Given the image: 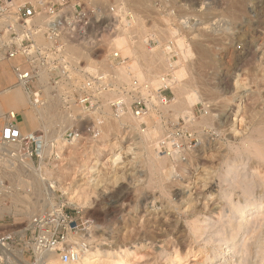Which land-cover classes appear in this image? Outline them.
<instances>
[{
	"label": "rangeland",
	"instance_id": "1",
	"mask_svg": "<svg viewBox=\"0 0 264 264\" xmlns=\"http://www.w3.org/2000/svg\"><path fill=\"white\" fill-rule=\"evenodd\" d=\"M18 1L14 0L22 2ZM79 1L90 5L118 2L120 7L133 12L135 26L125 31L131 32V47L138 56L142 51V55L128 58L139 59L145 74L143 79H148L152 86V81L160 80L164 73L165 78L172 79L174 70L168 59L178 60L176 39L182 38L189 47V55L181 61L186 74L172 86L165 85L163 95L167 96V106L151 111L149 118L143 120L145 130L149 120V125L157 131L146 138L129 113L115 116L108 105L102 104L97 114L90 115L89 123L94 125L91 132L79 143L67 144L71 141L69 138L59 145L56 134L67 123L45 117L51 126L45 130L32 126L23 118L32 113L28 104L20 103L21 99L17 106L11 107L1 99L5 98L3 94L0 95L3 105L0 124L6 114L17 113L21 134L32 132L39 143L41 138L49 139L51 148L42 159L37 154L39 151H35L36 141H30L31 165L41 169L42 177L51 184L48 193L53 205L61 203L69 213L75 208L81 210L83 222L87 223L83 234L89 242L88 248L134 250L132 264H170L169 252L185 247L201 251L195 259L208 253L211 257L219 255L226 264H246L251 257L247 259V245L259 234L253 221L264 211V159L261 157L264 154V0ZM16 62L17 59L0 61V70L7 75L4 82L0 76V92L18 85L12 72ZM122 79H119L121 83H128ZM188 91L197 96L190 105L183 101ZM56 97L59 96H49L53 102ZM44 99L47 97L42 102ZM59 99L57 108L67 107L75 119L80 111L74 98ZM186 108L193 112V119L183 118ZM177 122L182 126L183 146L176 157H169L155 150V143L166 129L172 131V125ZM48 134L52 137H47ZM156 151L160 158L155 157ZM113 153L118 155L111 157ZM13 161L16 166L10 165L7 169L15 174L8 178L20 189L15 194L24 195L20 205L38 202L45 192H37L34 187L27 192L23 189V185L28 188L26 178L33 179L36 172L27 163L19 166L16 159ZM232 164L236 165L234 172L224 178V171ZM12 201L9 197L6 206ZM252 202L261 209H255L257 212L247 216L245 222L248 225L251 222L254 227L251 229L257 232L242 229L235 240L227 239L229 234H237L235 220L239 217L232 216L234 207ZM3 206H0V231L13 232L17 241L24 237L30 216L49 208L40 209L36 204L26 215L15 216ZM205 211L208 214L204 221ZM164 218L167 223L161 221ZM171 220L175 221L173 226ZM199 231H202L200 236ZM261 239L262 243L256 241L252 245L256 256L252 258L253 264H264V239ZM234 241H239L238 245L242 241L238 254L241 258L233 253ZM11 248L0 251L1 264H25L14 252L15 248H22L24 259L31 264L35 262L26 246ZM222 251L229 254L224 255ZM191 258L178 264H195Z\"/></svg>",
	"mask_w": 264,
	"mask_h": 264
},
{
	"label": "built area",
	"instance_id": "2",
	"mask_svg": "<svg viewBox=\"0 0 264 264\" xmlns=\"http://www.w3.org/2000/svg\"><path fill=\"white\" fill-rule=\"evenodd\" d=\"M135 23L133 12L113 1L90 5L79 0L21 3L0 0V60L17 59L12 72L27 95L36 97L47 92L74 98L80 113L72 118L73 123L66 128L62 138L67 141L77 137L79 141L94 129L89 123L90 115L97 114L103 103L115 116L129 113L135 120H141L151 111L158 110L159 105L153 100L159 104L167 102V96L163 95L166 86L154 88L148 79L139 80L133 73L128 83L119 80V67L130 60L114 47L113 38L122 30L133 28ZM165 75H161L162 81ZM69 101L72 103L71 99ZM4 117L0 124V206L7 205L9 195L20 190L8 178L15 172L7 168L16 166L14 159L19 166H23L28 158L31 160L33 154L28 145L34 139H25L19 134L17 113ZM137 122V129L143 132L145 122ZM172 126L173 130L166 129L157 137L156 143L161 153L176 157V152L183 146L182 126L179 122ZM34 140L37 147V140ZM10 144L17 148H11ZM86 224L80 209L75 208L69 213L63 204L55 203L30 216L20 240H16L13 232L0 231V251L24 245L34 259L54 255L61 263L74 262L82 250L90 246L83 234L87 231L83 228ZM2 261L0 255V264Z\"/></svg>",
	"mask_w": 264,
	"mask_h": 264
},
{
	"label": "bare ground",
	"instance_id": "3",
	"mask_svg": "<svg viewBox=\"0 0 264 264\" xmlns=\"http://www.w3.org/2000/svg\"><path fill=\"white\" fill-rule=\"evenodd\" d=\"M20 2L22 1V2H24V1H27V0H19ZM18 1V2H19ZM91 1V0H90ZM95 1H98V2H101L100 0H95ZM92 2V1H91ZM108 4H109V1H108ZM91 5H93V3H91ZM130 30V29H129ZM128 30V31H129ZM123 32L122 33H120V35H117V36H115L114 38H113V45H114V47H116V48H118V49H120L121 50V52H123V54L122 55H124V57H126L127 56V58L129 57V56H132V55H136V57L138 56L137 55V52H136V50L134 49V48H132L131 47V41H130V34L129 33H131V32H126L125 30H122ZM132 37V36H131ZM133 39V38H132ZM133 43H136V44H138V42H136V41H134ZM135 46H139V45H135ZM134 46V47H135ZM176 46H177V54H178V60L177 61H175V62H171V61H169L170 63H171V65H172V67H173V76H172V79H167V78H165V79H163V81L160 79H157V81L155 80V81H152L151 79V81H152V83L154 84V88H155V86L156 85H158L159 87L160 86H165V85H169V86H172L174 83H175V80L176 79H178V80H180V79H182V77L186 74L185 73V67L181 64V61H182V59L183 58H186L188 55H189V53H190V49H189V47L186 45V43H185V41L182 39V38H180V37H178L177 39H176ZM140 47V46H139ZM136 48V47H135ZM139 49V48H138ZM175 50V51H176ZM138 51V50H137ZM140 51H141V49H140ZM140 51H138V53L140 52ZM141 55H142V51H141ZM140 55V56H141ZM201 55H203V54H201ZM140 56H138V58L140 57ZM136 57H135V59H136ZM132 59V58H131ZM130 59V60H131ZM134 59V58H133ZM1 61V60H0ZM12 61V60H11ZM133 60H131V62H129L127 65H125V66H120L119 67V69H118V74H119V76L121 77L120 79H127V81L128 80H130V78L132 77V75H131V73H133L134 75H133V77H135V78H137V79H139V80H141V79H143L144 77V75L145 74H143V69H142V67L139 65V59H138V61H137V59L135 60V61H133ZM15 64V63H14ZM4 70L2 69V70H0V76H3V77H1L2 78V82H4V79H7V75H5V71L3 72ZM122 79V80H123ZM124 79V80H125ZM126 82V81H125ZM129 82V81H128ZM18 86V87H17ZM157 87V86H156ZM47 90H45V92H46ZM190 91H188V93L186 94V96L183 98L184 100V103H186V105L187 104H191V103H195L194 101L197 99V96L194 94V93H189ZM194 92V91H193ZM6 93H8V94H6ZM2 94H3V97L5 96V98H1L3 101H5L9 106H11V107H15V106H17V104H18V101H20L21 99V101H20V103L21 102H26V104H28V105H26V106H28V108L30 109V111L32 112L31 114H30V116L29 115H26V116H22L23 118H24V120L25 121H27L28 123H30V125H32V126H39V127H41V129L43 128L44 130H45V128H47L48 126H51V122H48V121H46L44 118L45 117H47L49 120H51V119H56L57 121H60V122H62L63 124L65 123H67L66 125H64V127L61 129V130H59L58 132H57V134H56V141H57V143L59 144V145H62V143L64 144V140H63V138H62V134L65 132V130H66V128H68L72 123L70 122L71 121V118H73V115L72 114H70L69 112H68V109H67V107L66 108H64L63 110H60V109H58L57 108V106H59V97H56L55 99H54V102L53 101H51V99L49 98V96H50V94H48L47 92H46V94H44V95H40V96H30V95H27L26 93H25V89H24V87L22 86V85H20V84H18V85H14V87H7V88H5L3 91H1L0 92V95L2 96ZM5 94V95H4ZM198 95V94H197ZM23 97H24V99H23ZM43 97H47V99L45 100H43V102H42V98ZM19 98V99H18ZM60 103H61V101H60ZM153 103L155 104V103H157L158 105H159V108L158 109H160V108H163V107H166L167 105H164V104H167V102H165L164 104H159V102L157 101V100H153ZM104 105H105V103H103ZM229 104V103H228ZM231 104V103H230ZM229 104V105H230ZM2 104L0 103V115L1 114H3L2 113ZM228 107V106H227ZM226 107V108H227ZM76 109H77V107H76ZM153 110V109H152ZM160 110H163V109H160ZM230 110V109H229ZM226 111V110H225ZM11 114L13 115L14 113L13 112H10V116H11ZM124 114V113H123ZM122 114V115H123ZM150 114V113H149ZM236 114H238L237 112H236ZM151 115V114H150ZM150 115H148V116H146V117H144V118H141V120L139 119V120H136V124L134 123V122H132L133 124H135V125H138V122L137 121H142V120H145L146 118H149V116ZM228 115V114H227ZM121 116V115H120ZM131 116V115H130ZM182 116H183V118H186L187 120H191V119H193V117H194V115H193V112L191 111V110H189V109H184L183 110V112H182ZM122 117H124V116H122ZM132 117V116H131ZM126 118V117H125ZM185 119V120H186ZM132 120H133V118H132ZM233 120H235V119H233ZM36 121V122H35ZM57 121H55V122H57ZM135 121V120H134ZM148 121V123H147V130H144L143 131V134H144V137H150V136H152L153 135V133L155 132V126L153 127L152 125H149V120H147ZM70 122V124H68ZM146 122V121H145ZM234 125V124H233ZM245 125H247V124H245ZM18 126V125H17ZM234 127V126H233ZM50 128V127H49ZM156 128H157V126H156ZM235 128V127H234ZM18 130H19V126H18ZM52 131V130H51ZM54 131V130H53ZM157 131V130H156ZM50 132V131H49ZM19 134L22 136V137H24L25 139H28V138H34V135H33V133L32 132H29V133H27V134H25V135H23V134H21L20 132H19ZM51 134V133H50ZM53 135V137L55 136L54 134H55V132L54 133H52ZM120 134V133H119ZM141 135V134H140ZM50 135L48 134V136L47 137H49ZM52 136H50V138L52 137ZM46 137V138H47ZM143 137V138H144ZM124 138V137H123ZM140 138H142V137H140ZM134 139V138H133ZM255 139V138H254ZM49 140V139H48ZM47 139H40V141H41V143H39L38 142V139H37V150L39 151V153H38V155L41 157V159H42V157L43 156H45L46 154H47V152H46V150H48L49 148H51V144H48L47 143V141H48ZM51 140V139H50ZM245 140V139H244ZM72 141H75V142H78V140H77V137H74L70 142H68L67 141V144L68 143H72ZM49 142V141H48ZM43 143V144H42ZM79 143V142H78ZM243 144V143H242ZM244 145V144H243ZM11 148H13V147H16L17 148V145H15L14 146V144H10L9 145ZM13 146V147H12ZM129 146V145H128ZM249 146V145H248ZM103 147V146H102ZM104 149V148H103ZM158 149V145H157V143H155V150H157ZM244 150V149H243ZM249 151H252V150H249ZM257 152V151H256ZM255 152V153H256ZM100 154V153H99ZM159 153H157V151L155 152V157L157 158V157H159L160 158V155H158ZM257 154V153H256ZM262 153H259V155H261ZM118 154H115V153H113V155L111 156V157H113V156H117ZM262 155H264V154H262ZM261 155V157L264 159V157ZM25 156H27L28 157V155L27 154H25ZM254 157H256V156H254ZM261 157H260V159H261ZM115 158H117V157H115ZM118 159V158H117ZM262 159V160H263ZM254 161V160H253ZM116 162V161H115ZM25 163H27V165L28 166H30V167H32L33 168V165H31L32 163H31V161H30V159L28 158L27 159V161L25 162ZM105 164H107V163H105ZM258 165V164H257ZM201 168H203V167H201ZM236 168V165L235 164H232V165H230L225 171H224V173H223V176H224V178H227L230 174H232L233 172H234V169ZM260 168V167H259ZM206 169V168H205ZM168 170L169 169H167V173H168ZM32 171H33V173H35V174H33L32 176H33V179H29V178H26V185H27V187L28 188H26L24 185H23V189L27 192V190L28 191H30V190H33V187H34V189H35V191H39L40 190V192L42 193H46V195L45 196H42V197H40V199H39V201L37 202L36 200H35V202L32 204V205H30V204H24L23 206H21L20 205V203H21V201H22V198L24 197V195L23 196H21V194H15V193H12V194H10L9 195V197H11L12 199H13V201L10 203V205H8V206H6V205H4L2 208L3 209H5V210H7V211H11L15 216H17V215H19V214H24V215H26L27 213H29L30 212V210L32 211V208L34 207V206H36V204H38L39 205V207H41L40 209H43V207L44 206H49V207H51V206H53V204H52V197H49V193L48 192H50V190H49V187H51V184H47L46 183V181H45V179L42 177V175H41V169H32ZM166 171V170H165ZM19 172V171H18ZM21 172V171H20ZM19 172V173H20ZM171 172V171H170ZM202 172V171H201ZM168 174H170V173H168ZM206 175L205 176H207V174L208 173H205ZM213 174V173H212ZM28 175V174H27ZM26 176V175H25ZM232 176V175H231ZM28 177V176H27ZM204 177V176H203ZM31 178V177H30ZM206 179V178H205ZM204 179V180H205ZM219 180V179H218ZM226 182H228V180L226 181ZM237 183H239V182H237ZM244 189V188H243ZM247 190V189H246ZM245 191V190H244ZM38 193V195L39 194H41V193ZM261 194V193H260ZM212 196V195H211ZM73 196L71 195V196H69L68 198L70 199V198H72ZM213 197V196H212ZM254 201V200H253ZM245 204V203H244ZM211 205V204H210ZM214 205V204H213ZM204 207V206H203ZM255 209L257 210V209H261V207H258L257 206V204H255L254 202H252V203H246L245 205H239V206H235L234 207V209H233V214H232V216H237V217H239V220H235V221H238V224L236 223V226H235V228H237L236 229V235H233V234H229L230 235V237L229 236H226V238L227 239H229V240H235L236 239V237H237V235L239 234V233H241V230L242 229H246V232L247 231H249L250 232V230L252 231V233L253 232H257V230L256 231H254L253 229H251L252 227H253V225H255L254 223H256L257 224V226H256V228H258V231H259V234H257V235H255V239H253L254 241H252L250 244H249V246L247 245V250H245V251H247L246 252V254H247V259L249 258V256H251L249 259H248V261H247V263L246 264H253L254 262H252V258L253 257H255L256 258V256H254V253L255 252H253L254 250L253 249H255V247H253L252 248V245L253 244H255L256 243V241H257V243L258 242H260V243H262V239L261 238H263L264 239V237H261V236H264V211H263V209H262V211L261 212H263V214H262V216H260V218L259 219H254V221H253V225H252V223L250 222L249 223V225L245 222V219L247 218V216H249V215H253V214H255L257 211H255ZM0 210H1V207H0ZM203 210V209H202ZM205 210V209H204ZM207 210V209H206ZM206 213H204V215L202 216L203 218H204V221L205 220H207L206 218H207V212L208 211H205ZM254 216H252V218H253ZM249 218V217H248ZM167 218H164V220H161V221H163L164 223L166 222L167 223V221H165ZM238 219V218H237ZM203 220V219H202ZM230 220V219H229ZM234 220V219H233ZM247 220V219H246ZM160 221V222H161ZM172 221V222H171ZM171 221H169L170 222V225L172 224V223H174L173 222V220H171ZM168 222V223H169ZM207 222V221H206ZM166 225V224H165ZM170 225H168V226H170ZM190 225H192V223L190 224ZM235 225V224H234ZM172 226H173V224H172ZM171 226V227H172ZM179 226V225H178ZM174 227H175V225H174ZM254 228V227H253ZM198 229V228H197ZM169 230V229H168ZM172 230V229H171ZM199 230V229H198ZM201 230V229H200ZM200 233H198L199 234V236H200V234H202V231H199ZM175 233V232H174ZM183 233V232H182ZM194 234V233H193ZM195 234H197V233H195ZM186 235V234H185ZM196 238H197V236H195ZM240 237V236H239ZM163 238V237H162ZM177 238V237H176ZM185 238V237H184ZM199 238V237H198ZM175 239V238H174ZM182 239H183V237H182ZM186 239V238H185ZM171 240H173V238L171 239ZM180 240H181V237H180ZM187 240V239H186ZM239 240H241V238L239 239ZM179 241V240H178ZM182 241V240H181ZM181 241H179V242H181ZM264 241V240H263ZM185 242L186 241H184V243L183 244H181L182 245V248H183V246H184V244H185ZM232 242V241H231ZM238 242L239 241H234L233 242V244H232V249L234 250L233 251V253H235V255H237V256H239L238 254H239V252H240V248H242L241 246H243V244L241 245V243H242V241H241V243L238 245ZM172 243H174V242H172ZM182 243V242H181ZM201 243V242H200ZM168 244H169V242H168ZM180 244V243H179ZM190 244V243H189ZM188 244V245H189ZM208 244V243H207ZM174 245H175V243H174ZM174 245H172L173 246V248H174ZM187 245V246H188ZM190 245H192V244H190ZM204 245V244H203ZM259 244H257V246H258ZM168 246V245H167ZM169 247V246H168ZM171 247V246H170ZM181 247V246H180ZM190 247V246H189ZM207 248V247H206ZM12 249V248H11ZM201 249V248H200ZM209 249V248H208ZM169 250V249H168ZM171 251V250H170ZM210 251V250H209ZM243 251V250H242ZM14 252L17 254V256H18V258L21 260V261H23L25 264H31L29 261H27L26 259H24V257H23V249L22 248H15L14 249ZM199 252H201L200 250H198V249H192V248H183V249H181V250H179V249H176L175 248V250H173V252H169L170 253V255H169V258H168V263H170V264H178V263H180L181 261L183 262V261H185V260H187L190 256H193V259L191 258V261H194L195 262V264H207V262H209L210 261V264H226L225 262H226V260H224V259H222V257H219V255L217 256H214V257H211V255L210 254H206V256H203V257H201L200 259H195V256H198V253ZM221 253V252H220ZM222 253L225 255V254H229V253H227V252H224V251H222ZM134 254H136V251H134V250H129V249H124V248H119L118 250H116V251H114V250H101L100 248H88V246H86L83 250H82V252H81V255L79 256V259L78 260H76V261H74V262H70V263H66V264H132L131 262V257H133L134 256ZM222 255V254H221ZM242 255V254H241ZM256 255V254H255ZM110 256H114L116 259H110L109 257ZM219 257V258H218ZM240 257V256H239ZM241 258V257H240ZM254 258V259H255ZM12 260V259H11ZM185 263H187V262H185ZM32 264H64V263H61L58 259H57V257L56 256H54V255H46L44 258H42V259H39V258H36L35 259V262L34 263H32ZM190 264V263H189Z\"/></svg>",
	"mask_w": 264,
	"mask_h": 264
}]
</instances>
